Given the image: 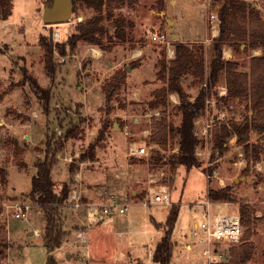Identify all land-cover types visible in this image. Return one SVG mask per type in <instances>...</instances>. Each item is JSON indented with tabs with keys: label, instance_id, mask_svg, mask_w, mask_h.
I'll list each match as a JSON object with an SVG mask.
<instances>
[{
	"label": "rangeland",
	"instance_id": "1",
	"mask_svg": "<svg viewBox=\"0 0 264 264\" xmlns=\"http://www.w3.org/2000/svg\"><path fill=\"white\" fill-rule=\"evenodd\" d=\"M250 1L264 12V0ZM51 2L13 0L12 14L7 20H0V169L6 175L5 183L0 176V233L7 243L6 247L0 246V264H49L50 254L56 264H158L147 261L164 233L163 226L154 224L153 216L165 221L174 204H179L180 210L171 235V264H177L179 256L190 264H205L199 248L190 251L185 246L194 240L192 224L207 214L233 209L240 212L241 203H248L259 219L249 238L255 244L252 257L244 264H264V157L248 163L236 135L230 136L228 149L221 157L212 148L216 126L241 121L252 113L245 99L222 100L227 97L225 74L210 89L199 115L212 126L207 141L194 133L199 139L198 167L187 170L183 165L172 167L167 162L169 155L179 152L178 136L169 138L167 149L151 140L154 117L166 113L169 123L179 126L182 122L176 93L168 94L165 106L150 107L152 89L166 85L157 76L158 61L173 58L167 55V45L154 42L152 37L165 33L174 48L176 41L193 47L199 59L203 56L207 77L213 38L218 35L212 33L217 0H178L180 9L175 12L169 7L172 0H165L163 9L158 0H125L113 9L112 19L106 17L104 10L102 43L79 40L73 45L71 35L80 22L93 15L94 9L74 1L69 21L47 24L44 10ZM118 17L125 20L121 36L116 35L114 23ZM42 37L52 44L48 68ZM225 51L226 60H235L238 70L249 71L255 50L244 52L227 46ZM137 52L141 54L135 55ZM120 70L125 71L126 82L107 100L103 87ZM183 86L188 100L193 102L207 84L194 72L183 78ZM71 124L79 129L75 137L66 139L65 130ZM195 127L194 122V130ZM259 136L252 131L251 141H258ZM116 138L121 143L119 147L114 143ZM48 139H63V146L50 153ZM134 143L147 146L148 153L132 155ZM93 146L96 155L90 158ZM158 152L164 159L151 166V157ZM47 154L55 160L52 178L56 191L67 184L81 194L79 207L70 199L60 206L65 235L62 246L52 253L44 240L45 212L29 195L37 171L35 163ZM131 162L137 163L130 175L134 182L126 180V167ZM158 183L169 185L172 204L153 202L150 186ZM228 185L232 199L208 198L210 187ZM112 194L119 203L128 204L127 214H104L102 205ZM16 201L30 204L28 220L15 218L7 211L5 205ZM143 201L148 202L147 207ZM103 219V223L99 221ZM155 229V238L148 240V232ZM243 229L245 237L246 228ZM35 230L40 232L41 243H35V234H30ZM80 231L84 232V240L78 236ZM241 241L219 245L223 256L217 263L225 264L231 247H239ZM92 256L100 260L93 263Z\"/></svg>",
	"mask_w": 264,
	"mask_h": 264
},
{
	"label": "trees",
	"instance_id": "2",
	"mask_svg": "<svg viewBox=\"0 0 264 264\" xmlns=\"http://www.w3.org/2000/svg\"><path fill=\"white\" fill-rule=\"evenodd\" d=\"M81 2L94 9L93 15L78 25V30L70 37L73 45L79 40L90 43H102V36L105 35V28L102 24L104 16L108 19L113 18V9L121 6L125 0H74ZM165 0H158L160 9L165 6ZM74 2V3H75ZM216 17L219 25V34L213 38L212 59L209 64L207 77H205V62L203 56L200 59L193 47L182 42H175V56L169 60L161 59L158 61L157 76L166 82L161 88L153 91V100L150 107L156 108L160 105L165 106L168 94L176 93L179 96V109L182 112V122L179 126L168 122L166 113L160 118L154 117L152 120L151 140L159 144L163 149H167L169 138L179 137V152L169 155L168 163L174 167L183 165L187 170L198 167L200 164L196 157V148L199 139L194 135V122L204 111L206 96H209L210 89L217 85L220 77L225 74L227 97L223 101L235 98L245 99L248 110L241 121H230L216 126L213 131L212 148L218 151L221 157L229 146V138L237 136V144L243 148V154L247 162H256L264 157V15L261 9L250 0H217ZM105 7V9H104ZM13 0H0V20H7L12 14ZM104 10L106 13L104 15ZM116 23V35L123 34L125 20L121 17L114 19ZM41 43L45 48V61L48 68L52 62V44L41 38ZM242 45H245L242 48ZM233 50L261 49L260 55H251L249 71L238 70V63L235 60L225 59V47ZM64 52V51H62ZM197 72L203 83L207 84V89L200 91L195 101L188 100V95L183 86V78L189 74ZM31 78V77H30ZM125 71L116 72L108 80L103 90L107 100H111L126 82ZM34 84H36V80ZM79 126L71 124L65 130L64 138L68 139L77 135ZM256 131L260 136L258 141H251V132ZM47 149L52 153L61 149L63 139L46 142ZM94 146L92 147L90 158L95 157ZM151 166H155L164 159V156L157 155L151 157ZM54 157L47 156L35 163L36 174L31 180L29 195L44 210L46 216V226L44 231L45 245L50 253L60 248L63 244L65 231L60 206L70 199L72 187L64 184L59 192L55 189L52 178V168ZM158 162V163H156ZM166 163V162H165ZM248 167L244 169L246 171ZM212 170V168H209ZM1 182H6V175L0 169ZM208 198L232 199L230 186L208 189ZM180 206L174 204L166 216L165 221H157L153 217V222L157 227L164 228V233L155 247L153 261L158 264H170L173 257L174 243L171 235L179 215ZM240 216L243 228H246V235L241 240L239 247L232 246L229 251V259L225 264H244L251 260L255 247L252 236L253 225L257 223L258 217L254 216L248 203L240 204ZM0 246L6 247L7 243L2 233H0ZM52 254L49 257V264H56ZM215 264H224L215 263Z\"/></svg>",
	"mask_w": 264,
	"mask_h": 264
},
{
	"label": "built area",
	"instance_id": "3",
	"mask_svg": "<svg viewBox=\"0 0 264 264\" xmlns=\"http://www.w3.org/2000/svg\"><path fill=\"white\" fill-rule=\"evenodd\" d=\"M264 15V12H263ZM213 21L216 24L213 26V36L219 34V26L217 24L216 14L212 15ZM217 30V32H215ZM152 40L154 42H161L167 45V55L169 57L175 56V48L172 46V41L167 38L165 33H156L153 35ZM96 51V50H94ZM97 52V51H96ZM141 54V53H140ZM139 52L135 55L139 56ZM206 84V83H205ZM174 96V94L172 95ZM204 117H197L195 119V130L194 133L198 138L202 140H208L210 135V128L212 126L208 119H203ZM130 153L132 155H144L148 153L147 146H138L134 143L131 147ZM151 181H155L151 179ZM152 192V200L154 203L159 204H172L171 190L169 185L166 183H158L156 185L150 186ZM70 200L75 207H79L81 204V194L79 189H72L70 193ZM145 207L148 206L147 201H143ZM7 211L12 213L13 217L18 219L28 220L30 212V204L27 202H13L5 205ZM102 210L104 214L111 215L113 213L127 214L128 204L119 203L116 195L112 194L108 202L102 205ZM145 232H148L145 230ZM155 232L157 229L150 230L149 240L155 238ZM243 226L241 223V216L238 209H233L227 212H219L216 214L204 215V218L200 221H196L192 224V233L194 240L186 242L185 246L188 250L192 251L200 250V256L206 261L205 264H214L220 261L223 254L219 250V245L221 244H236L239 243L243 236ZM35 243H41L40 232L38 230L34 231ZM78 236L82 240L85 239L83 231L78 233Z\"/></svg>",
	"mask_w": 264,
	"mask_h": 264
},
{
	"label": "water",
	"instance_id": "4",
	"mask_svg": "<svg viewBox=\"0 0 264 264\" xmlns=\"http://www.w3.org/2000/svg\"><path fill=\"white\" fill-rule=\"evenodd\" d=\"M73 6L74 0H52L51 4H47L44 10L45 23L54 24L69 21L72 17ZM169 23L172 24L173 21L169 20ZM33 233V231L30 232V234Z\"/></svg>",
	"mask_w": 264,
	"mask_h": 264
},
{
	"label": "crops",
	"instance_id": "5",
	"mask_svg": "<svg viewBox=\"0 0 264 264\" xmlns=\"http://www.w3.org/2000/svg\"><path fill=\"white\" fill-rule=\"evenodd\" d=\"M172 2H173V4H170L169 5V7L171 8V9H173L174 10V12L176 11V10H179L180 9V6H179V4H178V0H172ZM173 5V6H172ZM179 36H180V34H179ZM226 52L227 51H225L224 53L226 54ZM230 52V51H229ZM260 53H262V51H261V49H255V53H254V55H258V54H260ZM153 91L155 90V88H153L152 89ZM152 96H153V92H152ZM114 143H116V146H120L121 145V143L119 142V140L116 138L115 139V142ZM136 165H137V163L136 162H131V163H128V165H127V169H128V178H126V180H128V181H132V182H134V181H136V180H133V178H131L130 177V175H132V173L134 172V170H136V169H134L135 167H136ZM133 193L134 192H136V191H132ZM97 196V194H95V196L94 197H96ZM123 196L126 198V199H128V196H127V193L126 192H124L123 193ZM97 199H99V198H97ZM96 202H94L93 204H95ZM92 204V205H93ZM122 204H125V203H123L122 202ZM142 204H143V202H142ZM134 205H137V206H139L140 205V203H134ZM113 214H111V215H109V216H112ZM142 217L143 218H145L146 217V214L145 213H143V215H142ZM154 217V216H153ZM155 218V217H154ZM157 220V219H156ZM100 222H104V219L103 220H99ZM157 233V232H156ZM149 238V237H148ZM149 240V239H148ZM148 242H150V241H148ZM98 259L100 260V257H96V256H92L91 257V260L93 261V263H95V262H98ZM147 261L148 262H154L153 261V257H152V255H149L148 257H147ZM174 261V259L172 258V260H171V262H170V264L172 263ZM176 262H177V264H190V261L189 260H187V259H185V260H182V258L179 256L178 258H177V260H175ZM135 264H140L138 261H136L135 262Z\"/></svg>",
	"mask_w": 264,
	"mask_h": 264
},
{
	"label": "bare ground",
	"instance_id": "6",
	"mask_svg": "<svg viewBox=\"0 0 264 264\" xmlns=\"http://www.w3.org/2000/svg\"><path fill=\"white\" fill-rule=\"evenodd\" d=\"M215 32H217V30H215Z\"/></svg>",
	"mask_w": 264,
	"mask_h": 264
}]
</instances>
